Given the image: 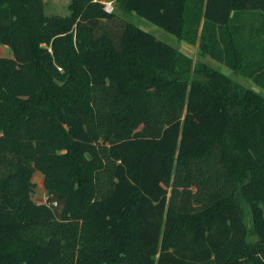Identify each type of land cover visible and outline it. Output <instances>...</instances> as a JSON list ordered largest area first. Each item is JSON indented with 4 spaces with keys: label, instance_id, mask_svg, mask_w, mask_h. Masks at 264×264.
Wrapping results in <instances>:
<instances>
[{
    "label": "trees",
    "instance_id": "trees-1",
    "mask_svg": "<svg viewBox=\"0 0 264 264\" xmlns=\"http://www.w3.org/2000/svg\"><path fill=\"white\" fill-rule=\"evenodd\" d=\"M118 1L264 90V0ZM68 7L0 0V264H264V94Z\"/></svg>",
    "mask_w": 264,
    "mask_h": 264
},
{
    "label": "rangeland",
    "instance_id": "rangeland-1",
    "mask_svg": "<svg viewBox=\"0 0 264 264\" xmlns=\"http://www.w3.org/2000/svg\"><path fill=\"white\" fill-rule=\"evenodd\" d=\"M100 1L106 10L108 11H115L117 14L118 19L115 21H106L104 23L99 22L97 24V27L95 28V32L99 33L101 31H108L112 33L113 35L117 34L118 28L120 24L124 21H130L135 26H140L146 31L151 32L154 34L158 39L172 45L177 50H183L185 49L186 52H189V55L192 57L193 63L196 62H203L207 66L214 68L218 71H221L223 73H226L232 81H235L237 84L243 85L246 88H252L250 81L244 79L241 77V75L231 71L229 68H227L225 65L217 62L212 61L206 56H199V52L197 51L198 48H196L193 45L185 44V42L177 39L174 35L166 32L161 27L147 21L146 19L130 12L123 11L119 7V1L118 0H98ZM69 3L70 0H44V6H45V13L48 15H66L70 13L69 10ZM4 50V51H3ZM3 50L0 51V54L4 56H8L11 54V51L9 48L3 47ZM224 69V71H223ZM190 76H193L195 78H201L199 74L191 73ZM260 93H263L260 91ZM39 171H34L32 175L30 176V185H29V195L32 199V201H35L36 203L40 201V203H45L47 198V192L43 185V176L42 174H39ZM38 174V178L34 175ZM246 208V207H245ZM247 213V222L249 223V213L246 208ZM255 240V236L251 235L249 237V242L252 243Z\"/></svg>",
    "mask_w": 264,
    "mask_h": 264
},
{
    "label": "crops",
    "instance_id": "crops-1",
    "mask_svg": "<svg viewBox=\"0 0 264 264\" xmlns=\"http://www.w3.org/2000/svg\"><path fill=\"white\" fill-rule=\"evenodd\" d=\"M184 42V41H183ZM185 44H187V43H185ZM6 47V48H9L8 46H6V45H4V44H0V51H2L3 50V47ZM193 46H195L196 48H198L197 47V44L196 45H193ZM10 49V48H9ZM4 51V50H3ZM11 51V50H10ZM181 51L182 52H184V53H186V54H188L189 55V52H186L185 51V49H181ZM197 51H198V49H197ZM12 55V53L10 54V55H8V56H11ZM0 56H4V55H2V54H0ZM200 56V55H199ZM206 57H208V56H206ZM210 60H212V61H214L213 59H211L210 57H208ZM223 71H224V69H223ZM232 71V70H231ZM234 72V71H233ZM223 73V72H222ZM225 73H226V71H225ZM224 73V74H225ZM236 73V72H235ZM238 74V73H237ZM227 75V74H226ZM240 75V74H239ZM241 77H243V76H241ZM244 79H246V80H248V81H250V84H251V86H252V88L253 89H256V90H258V91H262V92H264V90L263 89H260L251 79H249V78H246V77H243ZM39 174H41V173H39ZM37 177L38 178V174H35L34 175V177ZM43 185H44V183H43ZM33 202H35V201H33ZM37 203H40V201H38Z\"/></svg>",
    "mask_w": 264,
    "mask_h": 264
},
{
    "label": "built area",
    "instance_id": "built-area-1",
    "mask_svg": "<svg viewBox=\"0 0 264 264\" xmlns=\"http://www.w3.org/2000/svg\"><path fill=\"white\" fill-rule=\"evenodd\" d=\"M53 205H54V206H56V205H57V203H55V202H54V203H53Z\"/></svg>",
    "mask_w": 264,
    "mask_h": 264
}]
</instances>
